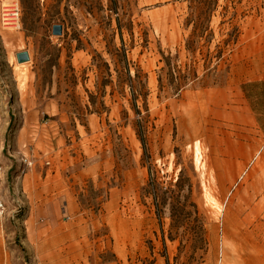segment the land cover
Returning <instances> with one entry per match:
<instances>
[{
  "label": "rangeland",
  "instance_id": "374dc122",
  "mask_svg": "<svg viewBox=\"0 0 264 264\" xmlns=\"http://www.w3.org/2000/svg\"><path fill=\"white\" fill-rule=\"evenodd\" d=\"M17 1L0 264H221L225 214L230 264H264V84L253 109L239 57L264 0Z\"/></svg>",
  "mask_w": 264,
  "mask_h": 264
},
{
  "label": "crops",
  "instance_id": "0c3cea01",
  "mask_svg": "<svg viewBox=\"0 0 264 264\" xmlns=\"http://www.w3.org/2000/svg\"><path fill=\"white\" fill-rule=\"evenodd\" d=\"M14 35L10 33L4 34L3 45L5 47L9 45L7 43L8 41L11 42L14 38L19 36ZM239 57L252 62V67L248 70L249 76L246 78V81L264 80V27H262L261 31L254 37V39L249 40L239 49ZM90 121L95 124V122L97 123L99 121V118L91 116Z\"/></svg>",
  "mask_w": 264,
  "mask_h": 264
},
{
  "label": "built area",
  "instance_id": "2783aa9c",
  "mask_svg": "<svg viewBox=\"0 0 264 264\" xmlns=\"http://www.w3.org/2000/svg\"><path fill=\"white\" fill-rule=\"evenodd\" d=\"M0 23L5 28L20 29L19 19V3L17 0H12L9 3L3 4L0 10ZM32 165V160L26 156L20 157V173H24ZM1 171V165H0ZM3 205L0 203V214H3Z\"/></svg>",
  "mask_w": 264,
  "mask_h": 264
},
{
  "label": "bare ground",
  "instance_id": "6f19581e",
  "mask_svg": "<svg viewBox=\"0 0 264 264\" xmlns=\"http://www.w3.org/2000/svg\"><path fill=\"white\" fill-rule=\"evenodd\" d=\"M7 43L11 44L10 41H8ZM196 152L198 154L197 147H196ZM262 205H264V202L262 203ZM228 226H229V222H228L227 214H225V216H223V237H222V243H221L222 244L221 245V251H222V254H223V263H221V264H230V260L231 259L228 257V253H229V250H230V240L231 239L232 240H236L237 237L240 234L238 232V233H235L233 236L230 235ZM252 234H253L252 231H246L245 230L244 232H242L243 242H245L246 239L249 238ZM263 235H264V229H263ZM243 251H244V248H243ZM239 260H238V262H241V260H243V258H239Z\"/></svg>",
  "mask_w": 264,
  "mask_h": 264
},
{
  "label": "water",
  "instance_id": "95a60500",
  "mask_svg": "<svg viewBox=\"0 0 264 264\" xmlns=\"http://www.w3.org/2000/svg\"><path fill=\"white\" fill-rule=\"evenodd\" d=\"M62 32V27L59 24H54L52 26V33L55 35H60ZM15 58L17 63H24L27 62L29 57V52L27 50H19L15 52Z\"/></svg>",
  "mask_w": 264,
  "mask_h": 264
},
{
  "label": "trees",
  "instance_id": "16d2710c",
  "mask_svg": "<svg viewBox=\"0 0 264 264\" xmlns=\"http://www.w3.org/2000/svg\"><path fill=\"white\" fill-rule=\"evenodd\" d=\"M260 84H264V80L263 81H251V82H247L245 83L242 88L246 93V96L250 99L253 100L254 96L251 93V90L254 89L256 86L260 85ZM253 103V109H256V105L254 103V100L251 101Z\"/></svg>",
  "mask_w": 264,
  "mask_h": 264
}]
</instances>
